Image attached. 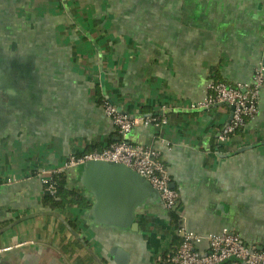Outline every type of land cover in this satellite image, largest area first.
Segmentation results:
<instances>
[{"label": "crops", "instance_id": "obj_1", "mask_svg": "<svg viewBox=\"0 0 264 264\" xmlns=\"http://www.w3.org/2000/svg\"><path fill=\"white\" fill-rule=\"evenodd\" d=\"M258 65L264 0H0V264H162L180 222L264 250V84L256 116L224 143L231 108H192L209 82L249 84ZM104 99L165 119L128 140L160 154L178 226L157 193L138 203L135 230L97 222L72 168L66 186L89 208L43 203L42 171L119 140Z\"/></svg>", "mask_w": 264, "mask_h": 264}, {"label": "built area", "instance_id": "obj_2", "mask_svg": "<svg viewBox=\"0 0 264 264\" xmlns=\"http://www.w3.org/2000/svg\"><path fill=\"white\" fill-rule=\"evenodd\" d=\"M264 84V67H255L249 84L232 86L225 82H209L205 86L206 97L192 105L193 109L206 110L215 104H225L232 108L229 122L219 133L218 140L224 143L246 122L258 113V96ZM102 109L111 119L119 136L107 148L67 158L62 168L42 171L41 184L43 195L54 198L57 192L58 178L70 168L91 161L120 164L144 178L157 193L163 207L167 211L176 209L179 202L178 192L170 186L168 170L160 154L151 147L134 145L128 140L133 128L139 125L159 127L165 119L154 116L130 117L122 114L108 100H103ZM10 181V180H6ZM177 234L179 245L162 259L163 264H264V250L255 245L245 244L238 234L223 228L217 235H199L189 231L179 223ZM206 242L207 251L199 253L196 246ZM7 250V249H5Z\"/></svg>", "mask_w": 264, "mask_h": 264}, {"label": "water", "instance_id": "obj_3", "mask_svg": "<svg viewBox=\"0 0 264 264\" xmlns=\"http://www.w3.org/2000/svg\"><path fill=\"white\" fill-rule=\"evenodd\" d=\"M103 80L101 75V88L104 92ZM72 169L81 188L93 198L90 210L92 219L104 225L135 230V210L138 203L144 196L156 195L144 178L120 164L91 161ZM118 250H113V255L122 258L124 254L121 255Z\"/></svg>", "mask_w": 264, "mask_h": 264}, {"label": "trees", "instance_id": "obj_4", "mask_svg": "<svg viewBox=\"0 0 264 264\" xmlns=\"http://www.w3.org/2000/svg\"><path fill=\"white\" fill-rule=\"evenodd\" d=\"M85 202V203H84ZM43 203L45 205H48V207L50 208H63L65 206V204L68 203L73 205L76 204L77 206L81 205L84 203L85 208H89V203L87 201H85V199L78 193H73L72 189H68V187L66 186V180H65V175L62 174L58 180H57V192L56 195L54 196V198H48L47 196H43ZM170 219L171 222L175 225L178 226V219H179V215L177 210H172V212L170 213ZM180 243V241H179ZM178 243V245H179ZM177 245V246H178ZM176 246V247H177ZM172 251V250H171ZM163 264V262H162Z\"/></svg>", "mask_w": 264, "mask_h": 264}]
</instances>
